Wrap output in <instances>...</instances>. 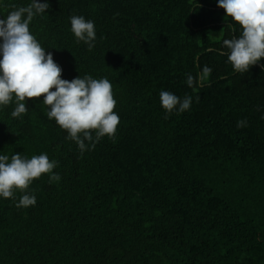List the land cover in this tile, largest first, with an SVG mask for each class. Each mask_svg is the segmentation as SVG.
I'll return each instance as SVG.
<instances>
[{"label": "trees", "instance_id": "16d2710c", "mask_svg": "<svg viewBox=\"0 0 264 264\" xmlns=\"http://www.w3.org/2000/svg\"><path fill=\"white\" fill-rule=\"evenodd\" d=\"M47 2L30 32L62 79H109L120 123L82 154L43 96L19 118L0 108V154L47 153L61 177L32 182L35 206L0 199V264H264V59L244 73L227 62L239 25L217 0ZM29 3L3 0L0 16ZM72 15L94 21L91 51ZM162 90L192 96L190 110L165 118Z\"/></svg>", "mask_w": 264, "mask_h": 264}, {"label": "clouds", "instance_id": "9594fccd", "mask_svg": "<svg viewBox=\"0 0 264 264\" xmlns=\"http://www.w3.org/2000/svg\"><path fill=\"white\" fill-rule=\"evenodd\" d=\"M217 7L224 10L233 26L240 27L238 36L223 40L227 62L235 72H248L264 59V0H217ZM48 9L47 0H30L27 6L13 5L6 16H0V108L14 102L10 115L19 118L29 110L28 100L43 96L47 119H54L67 132L66 139L74 141L83 154L103 137L115 136L120 123L114 111L117 101L107 77L61 78L62 69L54 63L52 52L30 32L33 19ZM69 21L76 42H83L91 51L96 42L94 21L82 15H72ZM211 72L212 68L205 65L196 76L186 74L187 86H202ZM159 99L165 118L190 110L193 102L190 95L181 98L166 90L159 93ZM246 126V119L237 121L238 128ZM56 167L57 161L50 160L47 153L30 158L20 153L11 157L0 154V199L15 200L19 193L17 208L35 206L30 185L42 174H48L49 183L59 182L60 175L53 171Z\"/></svg>", "mask_w": 264, "mask_h": 264}]
</instances>
